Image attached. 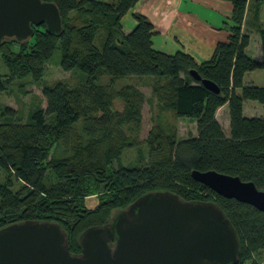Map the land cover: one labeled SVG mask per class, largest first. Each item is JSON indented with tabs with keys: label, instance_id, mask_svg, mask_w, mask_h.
I'll list each match as a JSON object with an SVG mask.
<instances>
[{
	"label": "trees",
	"instance_id": "16d2710c",
	"mask_svg": "<svg viewBox=\"0 0 264 264\" xmlns=\"http://www.w3.org/2000/svg\"><path fill=\"white\" fill-rule=\"evenodd\" d=\"M57 4L63 19L59 35L35 28L27 41L5 39L0 56L8 73H0V93L15 80L39 82L46 64L61 50V68L86 73L75 88L63 82L45 86L46 108L23 119L18 111H0V230L27 220L60 224L70 250L81 253V235L90 227L107 224L149 192L170 191L187 201H210L225 211L238 232V264H262L264 212L219 195L195 181L193 171H217L253 182L264 191V117H247L246 100L264 105V86L245 85L246 73L264 68L247 54L250 33L245 32L249 0H224L233 5L228 42L217 45L213 57L197 61L185 51L169 54L154 48L155 26L136 12L137 25L124 30L123 17L147 0H42ZM252 23L264 46L261 3L251 8ZM251 23V24H252ZM99 43V45H98ZM213 82L219 92L197 81ZM102 76L110 83L100 85ZM124 78H148L151 102L178 118L197 122V136L178 140L176 129L156 122L146 144L147 161L120 165L130 146L125 126L142 120L144 94L135 86L120 90ZM117 101L124 104L116 110ZM228 105L231 136L217 118ZM98 198L95 208L87 200Z\"/></svg>",
	"mask_w": 264,
	"mask_h": 264
},
{
	"label": "water",
	"instance_id": "95a60500",
	"mask_svg": "<svg viewBox=\"0 0 264 264\" xmlns=\"http://www.w3.org/2000/svg\"><path fill=\"white\" fill-rule=\"evenodd\" d=\"M42 25L53 35L61 33L56 3L0 0V43L30 40ZM191 74L219 92L196 71ZM192 177L221 196L264 212V191L253 182L214 170H195ZM80 246L79 255L71 252L58 223L27 220L0 230V264H238L241 254L238 232L222 207L187 201L170 191L140 196L107 224L85 230Z\"/></svg>",
	"mask_w": 264,
	"mask_h": 264
},
{
	"label": "rangeland",
	"instance_id": "374dc122",
	"mask_svg": "<svg viewBox=\"0 0 264 264\" xmlns=\"http://www.w3.org/2000/svg\"><path fill=\"white\" fill-rule=\"evenodd\" d=\"M105 2L116 3L118 0H100ZM261 3L260 23L264 27V0H252V6ZM208 14V13H207ZM211 15V14H210ZM209 15V16H210ZM131 16H128L126 19ZM252 21V19H251ZM127 25V20L123 22ZM254 27V23L252 25ZM250 27V26H249ZM134 28V27H133ZM250 30V28H249ZM252 46L247 54L253 58H260L261 53L258 51L255 39H261L259 34H250ZM260 41V40H259ZM99 45V43H98ZM263 57V56H262ZM261 57V58H262ZM62 53L57 49L52 59L46 64V69L43 78L33 83L30 80H15L4 93H0V111L5 107L12 108L18 111V114L23 118H28L33 111L39 108H46L47 101L43 95L45 86H51L57 82L65 83L69 88H75L86 81V73L75 69L69 72L61 68ZM264 59V57L262 58ZM0 73L7 74V67L2 62L0 56ZM110 78L102 76L99 80L100 85H108ZM245 85L264 86V68L248 72L244 78ZM151 80L148 78H124L119 79L116 83V89L120 90L128 85H135L145 97V102L142 106V120L137 127L132 124L125 126L126 135L128 137L129 147H126L120 165L123 166H139L141 159L147 161L149 154L146 140L154 123L159 122L164 124L167 130L176 129L178 140L186 139L192 136H197V122L188 118H178L172 111H164L158 102L149 101L152 98L153 89L150 86ZM124 104L122 101H117L116 110L123 111ZM245 116L247 117H264V105L253 100H246L244 102ZM252 109V111H251ZM228 110V107H227ZM227 110L222 109L219 114V121L223 125L225 134L231 136L230 116L227 117ZM229 111V110H228ZM228 119V120H227ZM98 203L96 196H91L87 200L89 208H95ZM256 259L264 264V252L256 256Z\"/></svg>",
	"mask_w": 264,
	"mask_h": 264
},
{
	"label": "crops",
	"instance_id": "0c3cea01",
	"mask_svg": "<svg viewBox=\"0 0 264 264\" xmlns=\"http://www.w3.org/2000/svg\"><path fill=\"white\" fill-rule=\"evenodd\" d=\"M251 8L252 0H249L250 12L246 16L243 30L250 34H258L251 26ZM232 11V3L224 0H147L129 11L123 17L121 24L126 31L133 29L137 25L134 14L141 12L155 26L153 37L155 49L169 54L185 51L197 61L206 62L213 57L219 43L229 41L231 33L228 25L231 23ZM128 16H131L129 17L131 19H126ZM125 20H127V25L123 24ZM252 40L246 51H250ZM255 42L261 53L257 60L263 62L262 40L255 39ZM227 107L228 105H225L218 111V120L221 110L225 108L227 110ZM228 110L227 117L229 116Z\"/></svg>",
	"mask_w": 264,
	"mask_h": 264
}]
</instances>
